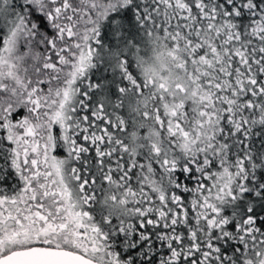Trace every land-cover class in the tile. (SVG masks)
Returning <instances> with one entry per match:
<instances>
[{
    "label": "snow or ice",
    "instance_id": "obj_1",
    "mask_svg": "<svg viewBox=\"0 0 264 264\" xmlns=\"http://www.w3.org/2000/svg\"><path fill=\"white\" fill-rule=\"evenodd\" d=\"M0 264H264V0H0Z\"/></svg>",
    "mask_w": 264,
    "mask_h": 264
}]
</instances>
